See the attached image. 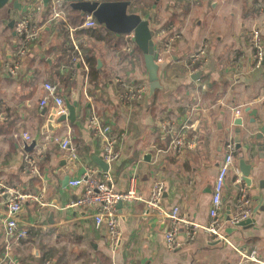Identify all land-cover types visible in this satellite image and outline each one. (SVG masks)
Returning a JSON list of instances; mask_svg holds the SVG:
<instances>
[{"label":"crops","instance_id":"obj_1","mask_svg":"<svg viewBox=\"0 0 264 264\" xmlns=\"http://www.w3.org/2000/svg\"><path fill=\"white\" fill-rule=\"evenodd\" d=\"M16 1L12 27L0 20V264H264V57L255 68L250 42L252 29H259L264 43V0H130L127 11L147 19L151 29L163 27V40L179 35L168 53L153 38L159 87L152 95L133 36L116 35L97 21L70 32L52 19L53 0L46 5L43 0ZM61 7L72 28L87 15L64 3ZM22 17L35 35L15 77L7 64L22 41L14 29ZM73 41L85 65L72 70ZM201 48L205 65L188 66V56ZM88 56L94 69L86 63ZM117 79L146 84L147 96L123 104ZM44 83L56 86L64 114H57L52 100L40 105L47 95ZM66 101L75 104L71 121L60 118L68 114ZM92 115L118 140L120 154L109 167L115 190L133 188L139 195L116 206V247L104 223L95 224L93 208L71 205L81 188L68 182L87 168L103 171L97 162L103 160V141L88 127ZM165 121L192 146L172 151L162 128ZM188 124L193 126L185 128ZM23 133L30 138L24 140ZM65 138L75 158L60 147ZM229 142L235 143V152L222 195V238L214 239L205 227L213 182ZM26 156L31 162H24ZM24 165H33L34 172ZM156 180L164 186L159 210L148 206ZM238 184L246 187L249 214L244 223L232 224ZM7 189L26 195L16 223L28 235L19 240L4 234ZM175 207L184 222L176 246L169 248L166 213ZM250 254L254 259L246 258Z\"/></svg>","mask_w":264,"mask_h":264},{"label":"built area","instance_id":"obj_2","mask_svg":"<svg viewBox=\"0 0 264 264\" xmlns=\"http://www.w3.org/2000/svg\"><path fill=\"white\" fill-rule=\"evenodd\" d=\"M54 7L52 8V19L57 21L61 20L63 22L62 27H65L70 32L76 29H88L94 27L96 24L95 19L90 14L85 15V19L75 28H72L66 19V11L61 7L62 2L60 0H53ZM188 3H198L199 0H184ZM40 3V4H39ZM39 8H41V2L39 1ZM37 7V9H39ZM15 32L22 38V41L13 54L10 62L7 64L8 71L11 75L17 76L21 67L22 57L29 52L30 41L33 39L35 33L30 31V23L27 17L20 18L15 24ZM165 29L155 28L153 37L155 36V41L163 47V50L168 53L170 50V44L176 38L179 37L178 34L174 33L169 36L166 40H163L165 36ZM128 37L132 38V34H127ZM162 37V39H160ZM250 42L252 46V58L255 62L254 67H260L262 59L264 57V43L261 37L259 29H252L250 32ZM74 47V53L70 57V67L73 70L76 66L84 64L83 56L78 48L76 42H72ZM204 50L198 49L194 53L188 56V66H195L197 69H201L205 65ZM156 61V59H155ZM198 63V66H196ZM85 65V64H84ZM121 92L119 99L123 104L139 101L145 98L148 94V87L146 84L134 83L130 84L127 81L117 79ZM44 90L47 95L40 100V105L45 106L48 104V100L52 102L57 107V114H64V102L62 98L57 93V88L51 83L43 84ZM239 110L235 111L238 114ZM193 124L184 125V127H192ZM88 127L94 135L100 137L103 141V161L107 164V170L97 171L92 168H87L86 171L78 178L71 179L68 184L71 187L81 188L80 195L71 203L72 206L76 207H89L93 208L94 222L97 226L104 223L106 228V236L109 240L110 245L116 247L119 244V229H118V214L116 206L119 202H128L139 197L138 193L133 189L129 188L125 192H118L115 190L112 184V179L109 173L110 165L116 161L119 157L118 150V140L115 136L110 134V127L108 125L100 126L99 119L92 115L88 119ZM163 130L170 138L169 148L172 151L180 153L185 147L192 146L191 143L186 141L185 137L182 135L180 130L178 131L174 128V125L165 121L162 125ZM24 140H28L30 136L26 133L22 134ZM57 140V139H56ZM60 147L64 150H69L71 157L75 158L74 147L69 138H65L59 141ZM235 152V143L229 142L225 145V156L218 166V170L213 182L211 198H210V208H209V224L205 227V231L209 235L213 236L214 239H220L222 236L218 233V228L221 225L220 212L222 210V195L227 178V173L233 164V154ZM24 162H31L28 156L25 157ZM24 170L30 173L34 172L33 165H24ZM240 185H242L240 187ZM239 194L235 204V208L232 214H230V222L236 224L242 219L246 218L249 214L248 204L249 199L246 195L245 186L243 184H238ZM163 183L161 181H154L152 184L151 195L148 201V206L152 208H157L158 203L161 201L163 195ZM8 198L5 201V216L3 218L4 234L7 238L14 240H19L28 235L26 229H20L17 227V217L21 211V201L26 196L15 189H7ZM170 219V226L165 232L166 244L169 248H174L176 246L175 236L179 229V224L184 222L182 218L178 215V208H173L170 212L166 213ZM194 236V230L189 232V238L192 239ZM249 256V257H248ZM247 259H254L253 255H247ZM8 264H14L10 261Z\"/></svg>","mask_w":264,"mask_h":264},{"label":"water","instance_id":"obj_3","mask_svg":"<svg viewBox=\"0 0 264 264\" xmlns=\"http://www.w3.org/2000/svg\"><path fill=\"white\" fill-rule=\"evenodd\" d=\"M49 0H43L46 5ZM62 3L67 4L71 9L79 11L81 16L90 14L93 16L98 24L104 25L106 29L116 35H124L131 33L133 35V41L137 47L142 51L144 64L148 73L149 81V94L158 89V65L156 64L155 49L153 42V33L155 28L149 27V21L142 19L137 13H129L127 8L130 5V0H60ZM18 9L19 4L16 0H0V20L6 19L9 21V26L12 27L14 20L10 18V11L12 9ZM66 109L68 111L67 116L61 115V119L73 120L74 115V103L65 102ZM240 121H235V124H239ZM103 170H107V164L101 159L97 160ZM242 162V160H241ZM247 169V168H246ZM243 180L248 184L247 179L248 172L241 170ZM120 205V202L117 206ZM245 221L240 222V224Z\"/></svg>","mask_w":264,"mask_h":264},{"label":"trees","instance_id":"obj_4","mask_svg":"<svg viewBox=\"0 0 264 264\" xmlns=\"http://www.w3.org/2000/svg\"><path fill=\"white\" fill-rule=\"evenodd\" d=\"M93 57H91V56H88L87 58H86V63H87V65L89 66V68H91V69H94V63H93ZM94 77V75L93 76H91L90 78H93Z\"/></svg>","mask_w":264,"mask_h":264},{"label":"rangeland","instance_id":"obj_5","mask_svg":"<svg viewBox=\"0 0 264 264\" xmlns=\"http://www.w3.org/2000/svg\"><path fill=\"white\" fill-rule=\"evenodd\" d=\"M40 9V8H39Z\"/></svg>","mask_w":264,"mask_h":264}]
</instances>
